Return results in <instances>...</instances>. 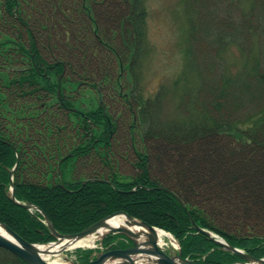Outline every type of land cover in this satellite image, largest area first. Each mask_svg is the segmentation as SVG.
Returning a JSON list of instances; mask_svg holds the SVG:
<instances>
[{"label":"trees","instance_id":"16d2710c","mask_svg":"<svg viewBox=\"0 0 264 264\" xmlns=\"http://www.w3.org/2000/svg\"><path fill=\"white\" fill-rule=\"evenodd\" d=\"M227 1L240 21L222 14L225 27L248 37L264 30V18L257 30L246 21L264 0L247 10ZM146 16L144 0H0V223L30 244L55 241L40 213L9 199L12 182L15 200L39 208L60 235L123 212L169 233L195 264L242 260L192 222L263 259L264 74L245 65L229 74L224 32L206 24L197 37L188 20L177 114L161 122L160 94H141ZM219 152L236 158L234 170ZM166 163L185 167L173 177ZM90 180L104 183L82 185ZM231 187L255 204L224 216L213 203L227 204ZM99 244L130 245L119 234ZM96 250L72 255L87 263ZM0 264L25 263L0 248Z\"/></svg>","mask_w":264,"mask_h":264},{"label":"rangeland","instance_id":"374dc122","mask_svg":"<svg viewBox=\"0 0 264 264\" xmlns=\"http://www.w3.org/2000/svg\"><path fill=\"white\" fill-rule=\"evenodd\" d=\"M241 1H244V4H240L243 10L252 7L251 2H249L250 0ZM191 4L193 5L191 6ZM144 7L147 14L145 27L146 53L144 59H142L140 68L141 94L144 99L148 100H153L160 94L159 120L161 122L163 120H170L177 114L180 89L179 86H174V82L180 76L184 66L185 51L188 46L189 37L188 20L193 21L192 23L197 26L195 32L197 37H199V32L205 28L204 25L206 24V27L216 26L214 29L218 31L217 34H220L222 31L224 32L227 44L222 57L229 74H236L244 65L248 68H257L254 70H258L261 74H264V37H260V35L264 34V30L259 35L248 37L246 33L238 35V32L235 30L225 27L221 19L222 14L233 17L236 25L240 21L238 14L240 11L228 7L227 0H144ZM247 16L246 21L249 22L250 20L252 27L257 30L255 22L259 18H264V7L262 9L259 8V10L253 8L247 13ZM248 24L250 25V23ZM258 36L259 38H257ZM237 41L244 43V47H240ZM69 51L71 52V50ZM73 59L74 57L72 56ZM192 154L197 158V151H192ZM229 155L227 156L225 152H219L218 157H222V161H225L227 165H232L231 169L234 170L238 161L235 157ZM157 160L163 163L162 157L159 156ZM184 167L185 165L179 169L174 164L166 163V169L173 174V177L175 171L180 170L182 172L181 170ZM160 171L162 174L163 168ZM210 183L212 185L214 181L210 180ZM233 190L231 187L229 189L230 192L227 194L225 192L228 203L223 202V207H221L219 200H214L213 205L224 216L227 213L240 212L241 207L247 203L255 204L252 198L247 200L241 199V194L243 195L245 192L238 191L233 193ZM259 223L262 224L261 221ZM99 241L100 239L93 240L90 248H97L98 245L96 243ZM173 244L172 241L166 240V243L161 246L162 251L169 255H174L177 252V245ZM73 252L74 250L71 249L58 254V256L46 257L45 259L49 263L65 264L66 259L74 261Z\"/></svg>","mask_w":264,"mask_h":264},{"label":"water","instance_id":"95a60500","mask_svg":"<svg viewBox=\"0 0 264 264\" xmlns=\"http://www.w3.org/2000/svg\"><path fill=\"white\" fill-rule=\"evenodd\" d=\"M57 165L59 169L62 161ZM17 167V163L14 168ZM14 170V169H13ZM13 170L9 172V176L12 178ZM61 174L59 173V177ZM87 182H99L104 183V181L100 180H90L85 181L82 185H85ZM9 199L16 205L20 206L25 210H35L41 214L44 219V224L49 230L52 237L55 239V242L48 243L45 245L40 244H30L20 238L16 233L10 230L6 225L0 223V228L4 231L5 236L0 235V248L7 250L12 253L15 257L19 258L25 264H50L45 261L42 256L48 255L45 251H40L39 247L42 246H50V245H59L63 241H67L70 245H75L81 240H84L90 236L95 235L96 237L99 235V232L106 225L105 222L111 218L122 216L127 222L124 227L121 228H109L107 232L104 234H100L98 239L103 240L108 235L120 234L125 237L128 241L131 242L132 246L127 249H112L106 252H100L98 254H93L92 257L94 259L90 260L86 264H195L188 259H183L181 255V250L178 249V252L175 255H169L163 252L159 246L157 245V234L156 231H161L156 228L149 226L144 222H140L134 218L129 217L123 212L115 213L95 224L86 228L80 233L74 235H60L53 228L50 220L47 216L36 206L33 205H20L16 202L14 198V189L13 184L10 185V193ZM193 229L204 236H207L216 246L221 248L222 250L231 253L234 256L239 257L243 263L241 264H264V259H255L243 253V251L230 247L227 245L220 237L213 235L207 231L199 229L193 222ZM132 227H138L144 230V232H134L130 230ZM169 235V234H168ZM170 236V235H169ZM171 237V236H170ZM76 249V248H73ZM71 250L64 246L60 249L57 254L63 253L64 251ZM51 257V256H50ZM65 264H83L77 263L66 259Z\"/></svg>","mask_w":264,"mask_h":264},{"label":"bare ground","instance_id":"6f19581e","mask_svg":"<svg viewBox=\"0 0 264 264\" xmlns=\"http://www.w3.org/2000/svg\"><path fill=\"white\" fill-rule=\"evenodd\" d=\"M126 222H127V220L124 217L117 216V217L111 218V219H109V220H107L105 222L106 225L99 232V235L97 237L95 235L90 236V237H88V238H86L84 240L79 241L75 245H70L69 243H67V241H63L59 245H50V246L39 247V250L40 251H45L48 254V255L42 256V258L45 259V257L58 256L57 252H59L60 249L62 247H64V246H67V248H69V249L90 247L91 244H93V240L97 239L100 236V234H104L105 232H107L109 230V228H121V227H124L126 225ZM130 230H132L134 232H140V233L144 232L143 229L138 228V227H132V228H130ZM156 234H157V245L160 246V247L166 243V240H168L170 242L172 241L171 237L168 234H166V233H164L162 231H156ZM0 235L6 237L4 231L1 228H0ZM172 243H174V242L172 241ZM50 264H55V263H50ZM139 264H145V263L139 262Z\"/></svg>","mask_w":264,"mask_h":264},{"label":"flooded vegetation","instance_id":"af4514ba","mask_svg":"<svg viewBox=\"0 0 264 264\" xmlns=\"http://www.w3.org/2000/svg\"><path fill=\"white\" fill-rule=\"evenodd\" d=\"M128 248V247H127Z\"/></svg>","mask_w":264,"mask_h":264}]
</instances>
